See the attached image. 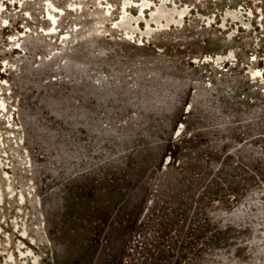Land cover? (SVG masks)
<instances>
[{"label": "rangeland", "instance_id": "rangeland-1", "mask_svg": "<svg viewBox=\"0 0 264 264\" xmlns=\"http://www.w3.org/2000/svg\"><path fill=\"white\" fill-rule=\"evenodd\" d=\"M0 264H264V0H0Z\"/></svg>", "mask_w": 264, "mask_h": 264}]
</instances>
